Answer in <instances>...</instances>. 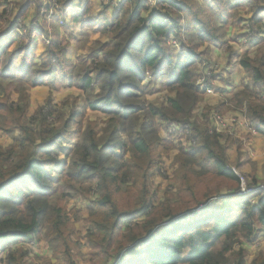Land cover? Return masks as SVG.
<instances>
[{"label": "trees", "instance_id": "16d2710c", "mask_svg": "<svg viewBox=\"0 0 264 264\" xmlns=\"http://www.w3.org/2000/svg\"><path fill=\"white\" fill-rule=\"evenodd\" d=\"M216 1L224 9L247 6L244 11H249V16L242 19L252 31L256 28L257 38L254 54L238 56L249 82L222 100L220 107L245 112L264 135V0H244L243 5L235 0H203L202 8L210 2L214 14ZM160 2L155 0V5ZM145 3L122 0L115 27L103 20L92 28H110L113 45L92 51V63L81 71L73 70L76 64L65 56L68 46L58 40L45 45V56L39 60L34 55L25 58L32 53L33 43L21 41L18 48L24 54L19 66L10 50L11 40L0 49V59L4 57V63L0 62V127L12 135L11 144L0 151V247L5 239L38 243L44 238L55 254L69 259L68 216L58 201L72 192L86 202L84 234L88 244L110 264H264V251L249 263L246 260L247 247L264 235V191L255 195L254 202L252 194L240 196L238 201L211 209L205 217L203 208L202 214L190 210L238 190V178L227 168L230 137L209 133L208 112H195L206 92L196 84L195 64L209 53L208 45L220 38L190 6L180 7L193 14L198 27L196 41L206 46L197 52V44L188 46L180 39L181 52L176 56L168 40L179 37L181 24L177 20L163 22L154 9L152 17L141 16L148 10ZM18 6L12 23L41 4L21 0ZM14 27L12 24L9 29ZM83 61L87 65L85 58ZM29 69L38 76H30ZM16 70L23 73L16 77ZM147 72L155 84L157 77H165L160 82V90L169 93L164 99L150 102L142 96L140 83ZM3 82H25L30 87L76 85L85 96L81 105L48 100L45 107L28 114L25 92L16 90L19 100L13 102ZM87 110L106 117L102 137L89 122L83 125ZM71 124L77 133L75 142L68 138ZM160 125L177 127L163 137ZM173 143L179 148L175 163L182 184L177 199L184 207L178 212L169 207L173 198L165 197L169 195L166 189L160 196L151 190L153 177L157 180L162 170L158 157ZM257 181L254 177L250 184ZM60 182L64 188L58 194L55 187ZM221 186L230 192L221 193ZM188 214L193 221H185ZM12 242L16 241H8L5 248ZM30 252L16 246L0 263L25 264Z\"/></svg>", "mask_w": 264, "mask_h": 264}, {"label": "rangeland", "instance_id": "374dc122", "mask_svg": "<svg viewBox=\"0 0 264 264\" xmlns=\"http://www.w3.org/2000/svg\"><path fill=\"white\" fill-rule=\"evenodd\" d=\"M20 1L21 0H0V12L4 11L0 15V49L6 46L7 42L10 40L12 41L10 50L14 52L13 57L16 66L21 64V55L24 54L23 49H21V47L18 48V43L21 41L22 43H28V41L33 43L30 47L32 53L25 54V58L27 59L34 55L37 56L38 60L40 57L43 58L45 56V45H47L50 40H58L61 44L68 47L72 45L69 49V53L66 52L65 56L71 60L73 65L76 64L73 67V70L75 69L76 72L78 70L81 71L92 63L93 59L90 57L92 51L98 50V48H104L105 45H113L112 39L109 36L110 28L105 30H102L101 28H92L96 27L97 24L103 20H107L108 23H112V26L115 27L116 20L114 17L117 14L119 15L117 10L119 8V3L122 0H35L38 4H41V6L38 7L37 10L36 8L29 9L25 14L16 18L12 23L11 20H13L14 15L18 11V3ZM210 1L212 2V0ZM235 1L237 5H243L244 2V0ZM145 2V4L148 5V10L142 11L141 16L147 18L152 17V14L150 13L152 9H154L156 12L161 13L157 18L163 22L169 24L171 20H177L179 21V24H181L179 37L174 39L176 43L179 44L178 46L180 50L177 52L173 47H170L171 51L174 52L176 56L181 52L180 39H183V42L188 46L197 44V47L195 48L197 52L204 51L206 46L200 45V43L196 41L198 27L194 25L193 14H190L188 11H181L179 9L180 7L186 8L190 6L191 11L199 14L197 18L207 22L209 29L220 38L219 42L208 45L209 48L215 46L217 50L216 52L219 55H215L209 51L210 53L206 56H202L204 61H198L195 64L196 78L201 74L204 66L214 63L211 71L213 78L211 80L212 84H215L216 78L221 77L220 75L224 74V76H230V71L227 70L230 68L232 63L231 59L234 57L236 51L242 50L240 54L245 52L254 54L257 50V48L250 49V40H255L253 37H255L256 28L252 31L248 21L242 19L248 18L249 16V11H244L245 9H248L247 6H238L234 9H224L223 7L220 8V3L216 1L214 2V11L216 12L213 14L210 12V2L205 5V9L202 8L203 0H161V2L159 4L156 3V5L155 0H145ZM133 3H130L129 5L133 6ZM74 17H77L75 21L72 20ZM82 20H84V23ZM10 24H15L16 28L9 29L11 26ZM17 34L18 36H16ZM14 37L17 38L14 39ZM70 50H74V52L71 53ZM230 55L231 58L229 59L228 56ZM83 58H85L87 65H84ZM0 62H2V64L4 63V57L0 59ZM216 72H218L217 74H221L217 76ZM22 73L23 72H18L16 70L15 76L18 77ZM7 74L10 75L11 71H7ZM161 74L164 75L165 70H163ZM29 75L34 77L38 76L32 73V69H29ZM144 76L145 79H143L140 84L143 86L142 96H144L146 100L156 102L164 99L165 96L169 94L166 90H160V82L164 76L161 78L157 77L158 81L156 84L154 83L156 81H153L154 79L151 73L147 72ZM1 84L6 87V90L9 92V100H12L13 102L19 100L17 97L18 94L15 93L16 90L25 92L28 105L26 112H28V114L35 113V111L41 106L45 107L46 101L48 100H50L52 104L58 105L67 100H71L72 103L78 102L81 105L83 97L85 96L76 85L71 87L62 86L64 84H61L58 85V87H54L53 85L42 84L36 87H30L25 82L24 84L13 83L7 85L5 82ZM206 93L208 92H205L204 94L206 95ZM203 97L197 105L195 112L197 114H206L208 112L206 123L207 128L209 122H212V114L219 113L224 117H229L235 114L226 113L220 105L217 106L223 100L221 95L220 98H218V102L221 101L214 106L202 103L201 101L203 100ZM88 122L95 126L97 135L102 137L104 130L103 127L107 125L106 117L101 112L87 110L83 125ZM176 127L177 126L174 125L171 127L160 125V135L165 137L174 131ZM5 128L6 127L4 126L0 127V151H4L11 144L12 135ZM225 134H227L231 140L230 146L227 150V165L232 167L243 177L245 184H250V181L254 177L258 180L256 183L264 184V136L259 132L252 134L250 131L241 128L235 129L231 134ZM68 135V138L72 142H75L77 133L73 124L70 126ZM65 143L66 141H63V144ZM173 145L174 143L169 151L164 152L162 156L158 157V159H160L159 165L162 170L160 176L157 177V180L153 177L151 190L152 192H155L156 196H160L161 193L164 194L167 190L169 195H166L165 197L171 196L173 198V201L168 202V205L170 208L177 210L178 212L183 210L184 207L183 202H180V200L177 199V194L180 192L182 184L180 169L175 163V156L179 154V148L177 146L173 147ZM156 152L158 151L156 150ZM55 188L57 189L58 194H60L64 188L63 182H60ZM220 188L221 193H228L231 190L227 186H221ZM69 194L70 195L68 196H60V200L58 201V203L64 207L66 215L68 216L65 228L67 242L70 248L69 259H67L65 255L55 254V249L50 245L48 246L44 241V238L41 241L37 240L38 243L33 242V240H23L20 242V239L16 238L9 240L5 239L1 243L0 261L6 257L9 249L21 246L31 251L25 264H110V262H107L104 257L93 253L94 250L90 247L88 240L85 237L84 228L87 224V209L86 202L82 200L84 198H78L73 195L72 192ZM249 194H252L251 196H253L251 200L255 201V195L257 194L253 192L243 196H248ZM239 198L242 197L236 195L230 197L217 196L213 198L210 203L213 202V204L216 205L221 202L218 200H226L227 204H229L234 200L238 201ZM159 200L160 199H157V203ZM197 208H199V205L192 206L190 209L191 213L202 214L204 210H194ZM213 208L214 206H211L210 204L203 207L206 211L202 214V217H205ZM181 214L182 213H180V215ZM187 217H189V215ZM186 218L185 221H187ZM193 220H190V222ZM165 223L166 222L163 224ZM8 241L16 242H12V244L10 243V246L5 248ZM218 246L219 243L216 247ZM247 249L248 255L246 260L249 263L259 251H264V235H261L256 242L250 244Z\"/></svg>", "mask_w": 264, "mask_h": 264}, {"label": "built area", "instance_id": "2783aa9c", "mask_svg": "<svg viewBox=\"0 0 264 264\" xmlns=\"http://www.w3.org/2000/svg\"><path fill=\"white\" fill-rule=\"evenodd\" d=\"M175 38H171L168 40V44L170 47L174 48L175 51H179V44L176 43L174 40ZM214 63H211L207 66L203 67V70L201 74L198 76L196 79V84L205 89L206 92L210 91L212 89V78L213 76L211 75V71L213 69ZM234 115H231L229 117H224L219 113H214L211 115L212 122H209L208 130L209 133H217L220 136H225L229 133L231 134L235 129L241 128L250 131L252 134H256L258 132V129L255 127V125L251 122V120L245 115V112L242 111H237L234 112ZM227 168H229L238 178V190L235 193H229L222 195L220 197H230L233 195L236 196H243L248 193H259L260 191H264V184L261 183H256V184H248L244 182L243 177L236 172L232 167L227 165ZM254 202V200H253ZM210 202H207L206 204H199V208L194 209V210H201L200 207H204L209 205ZM189 217L186 218L187 221L192 220V215L188 214Z\"/></svg>", "mask_w": 264, "mask_h": 264}, {"label": "crops", "instance_id": "0c3cea01", "mask_svg": "<svg viewBox=\"0 0 264 264\" xmlns=\"http://www.w3.org/2000/svg\"><path fill=\"white\" fill-rule=\"evenodd\" d=\"M253 39H255V40H252V39L250 40V45H251L250 49H255V46L257 43V39L254 37H253ZM71 47H72V45H70L66 49V52L69 53V49ZM74 50L73 51L70 50V52L73 53ZM216 51L217 50H216L215 46H211L210 52L214 53L215 55H219V54H217ZM240 52H242V50L236 51L234 57L231 59L232 63L230 65V68L227 70V71H230L229 77L226 75L224 76V74L220 75L221 73L217 74L218 72H216L217 76L220 75L221 77H217L215 80V84L212 85V89L210 91H208V93H206V95L204 94L203 100L201 101L202 103L209 104L211 106L217 105L221 101L220 100L218 102V98H220V95L223 97V100H225L226 98L228 99L232 93H234L241 86L246 85L249 82V79L245 75L244 70L238 64V56H239ZM219 105H220V103L217 106H219ZM235 111H237L236 107H230L225 112L226 113H234ZM263 172H264V169H263ZM218 201H221V202L216 204V205L213 204V202H212V203H210V205L214 206V208L216 209L220 206L227 204L226 200H218Z\"/></svg>", "mask_w": 264, "mask_h": 264}, {"label": "water", "instance_id": "95a60500", "mask_svg": "<svg viewBox=\"0 0 264 264\" xmlns=\"http://www.w3.org/2000/svg\"><path fill=\"white\" fill-rule=\"evenodd\" d=\"M201 209L203 208V207H200Z\"/></svg>", "mask_w": 264, "mask_h": 264}]
</instances>
